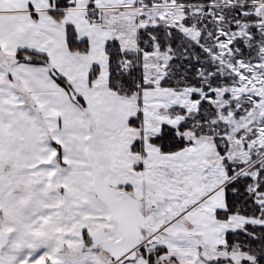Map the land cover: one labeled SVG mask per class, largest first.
<instances>
[{"label": "crops", "instance_id": "crops-1", "mask_svg": "<svg viewBox=\"0 0 264 264\" xmlns=\"http://www.w3.org/2000/svg\"><path fill=\"white\" fill-rule=\"evenodd\" d=\"M58 2L35 0L38 19L25 14L19 23L0 25V84L6 86L3 95L7 97L0 119V232L15 236L7 243L6 264L50 246V253L46 251L35 264H63L81 249L91 253L92 249L85 248L89 243L85 231L91 230L89 222L99 219L105 209L92 191L91 167L96 166L109 184L128 187L141 199L149 184L145 177L148 151H157L144 147V155L132 151L134 143L143 145V129L131 127L130 121L145 105L139 110L134 96H121L109 87L106 46L114 40L122 43L114 34L119 23L112 15L102 14L110 8H97L101 25L91 26L86 18L91 7L77 8L76 0L73 7L59 10L62 15L53 16ZM4 7L16 10L27 5L22 0H6ZM68 28H73L77 41L88 43L87 53L70 50ZM20 52L44 56L49 64L21 61ZM95 68L99 73L91 80ZM53 70L72 85L83 105L56 83ZM141 126H149L147 119ZM249 221L239 220L242 224ZM175 251L172 258L184 264H189L187 255L193 263L199 259L197 249ZM99 252L93 254L97 264H115ZM139 257L138 264H149L146 257ZM202 258L199 264H231L215 263L207 253ZM21 264H27V259Z\"/></svg>", "mask_w": 264, "mask_h": 264}, {"label": "rangeland", "instance_id": "rangeland-1", "mask_svg": "<svg viewBox=\"0 0 264 264\" xmlns=\"http://www.w3.org/2000/svg\"><path fill=\"white\" fill-rule=\"evenodd\" d=\"M163 1L77 0L76 3L77 8H110L102 14L112 15V19L119 23L114 34L128 49H124L118 40L111 42H116L124 54L132 55L122 61L121 70L127 67L130 71L129 75H122L130 77L134 69L139 70L138 91L132 96L139 110L145 105L144 111L149 115L139 112L138 128L143 129V145L139 143L136 153L141 154L142 147L157 151H148L145 177L149 184H146L145 195L136 198L141 205V214L151 220L154 229L169 224V230L167 228L159 236L160 245L145 250L148 258L145 257L148 262L149 257H153L154 264H184L172 257L175 256L173 251L185 247L200 252L195 263L192 257H185L189 264L201 263L204 253L215 263L259 264L253 250L251 257L244 254L243 246L236 245L227 250L226 235L242 231L247 225L264 227V218L232 215L221 221L218 212L225 210V187L239 177L254 181L248 192L254 195L264 211V193L256 191L258 175L264 173V0H204L207 2L200 5L176 4L170 7ZM190 16L193 24L188 27L185 21ZM156 27L176 29L202 45L216 68L214 73L231 77L235 84L208 93L194 87L167 88L170 91L166 93L161 83L170 74L174 51L171 47L162 50L155 43L151 52L139 46L141 32ZM240 43L248 47L245 55L238 47ZM214 73H202V76L209 78ZM211 93L214 98L210 97ZM193 96L199 99L195 100ZM227 98L235 105L224 113L229 106ZM201 101L209 102L217 116L194 131L180 132L181 124L197 114ZM144 118L149 126H141ZM163 125L174 129L189 146L175 154L161 153L150 141L160 135ZM216 139L220 141L216 143ZM226 163L232 165L234 178H228ZM100 206L103 210L104 205ZM104 208L102 216L91 219L88 228H102L106 236L116 238V225L108 223L109 211ZM240 218L250 221L242 224ZM164 247L170 249V254L156 257ZM156 248L161 250L155 252ZM99 251L112 261L103 248Z\"/></svg>", "mask_w": 264, "mask_h": 264}, {"label": "trees", "instance_id": "trees-1", "mask_svg": "<svg viewBox=\"0 0 264 264\" xmlns=\"http://www.w3.org/2000/svg\"><path fill=\"white\" fill-rule=\"evenodd\" d=\"M59 1V0H58ZM196 1L198 3H196ZM208 1V0H207ZM204 0H177L179 5L191 6L192 4L200 5V3L207 2ZM68 7V6H67ZM64 7L62 9H65ZM187 26L193 24V19L190 16L186 21ZM254 35L256 30L253 31ZM75 39L76 35L73 28H68V43L70 50L74 53H87L88 43H80L79 47L74 46L71 41ZM77 41V40H76ZM158 44L162 50H166L171 47L175 53V59L170 65V74L162 81L161 87L163 88H173L182 89L185 87L200 88L204 92H210L216 88L229 87L234 85V81L231 77L221 75L219 73H214L216 68L211 61L209 55L204 51L202 45L197 44L195 41L190 40L185 37L181 32L172 28H147L140 34L139 46L142 50L146 52H151L153 50V44ZM241 50V54L245 55L248 53V47L244 43L238 45ZM106 52L109 56L110 61V79L109 87L112 92H115L121 96L131 97L138 91L139 87V70L134 69L130 77H125L121 73V63L122 61L131 58L132 55L124 54L120 46L116 42H109L106 46ZM27 58L28 62L39 63V64H49L46 57L29 52L18 53V59L24 61ZM98 68L93 69L91 72V80L97 77L99 73ZM203 71V72H201ZM210 72L214 73L213 76L206 78L202 76V73L208 75ZM53 76L59 78V75L53 70ZM64 87L71 96L79 103L83 105V99L81 101L80 97H76L73 92V87L70 83L66 81ZM210 97L214 98V94L211 93ZM199 99L197 96H193ZM229 100V106L223 110L224 113H228L229 110L235 105L234 101ZM217 116V111L215 108L206 101H201L199 105V110L193 119L185 121L179 127V131L185 133L193 129H198L199 125L210 121ZM136 117V118H135ZM131 121V127H138L140 122V115L137 114ZM160 135L151 139L152 145L159 148L160 152L163 154H173L184 150L189 143L183 138H179L176 131L169 127L168 125H163ZM155 141V142H154ZM216 139V143H218ZM137 146H140L139 142H136L132 146V151L137 152ZM217 146V145H216ZM218 150L222 152V148L218 146ZM225 155V153H221ZM232 165L226 163V170L228 178H234L235 174L232 172ZM254 183L250 178H235L225 187V201L226 206L224 211L218 212L219 220H227L232 215H240L244 217L251 218H264V211L256 203L254 195L248 192L249 187ZM264 173L260 172L258 175V186L257 192L262 194L264 191ZM226 245L227 250L234 249L236 245L240 247L243 246L242 250L251 257V251L253 250L255 256H257V261L261 262L264 259V227L247 225L244 230L235 233H228L226 235ZM161 250V248H156ZM167 253V250L162 248L159 251L158 256ZM154 256V255H152ZM155 257V256H154ZM154 258L149 257V264H154Z\"/></svg>", "mask_w": 264, "mask_h": 264}, {"label": "water", "instance_id": "water-1", "mask_svg": "<svg viewBox=\"0 0 264 264\" xmlns=\"http://www.w3.org/2000/svg\"><path fill=\"white\" fill-rule=\"evenodd\" d=\"M91 171L93 174L92 190L109 211L108 223L118 226L120 239L117 241L106 239L103 230L89 231L88 238L93 248L102 247L115 263L119 261L120 264H125L121 257L131 253L128 258L136 259L139 255L141 231L143 229L155 231V229L152 228L151 221L141 214L140 203L135 198L122 190L111 187L102 178L97 167L92 166ZM3 236L4 243L7 245L9 235L3 233ZM155 242L158 243L159 238Z\"/></svg>", "mask_w": 264, "mask_h": 264}, {"label": "snow or ice", "instance_id": "snow-or-ice-1", "mask_svg": "<svg viewBox=\"0 0 264 264\" xmlns=\"http://www.w3.org/2000/svg\"><path fill=\"white\" fill-rule=\"evenodd\" d=\"M51 2V0H50ZM6 3V0H0V25L7 24V25H14L16 23L20 22V19L27 14L34 20L39 18V13L36 12V6H35V0H22V3H26L27 7L20 8L16 10H9L6 7H4ZM70 5V0H59L57 3V11H53L51 14L53 16L62 15L63 13L59 11L60 9L67 7ZM71 43L79 47L80 43L79 41H76L73 39ZM86 43V41H84ZM51 75V74H50ZM9 80L12 79L11 74H8ZM53 79L56 81L57 84L61 86L66 85V80L64 77L60 76L59 78L53 77ZM6 90V86L3 84H0V119H3V111L2 109L5 107L3 105V100L6 99L3 95V92ZM82 101V98H80ZM155 142V141H154ZM0 165H2V158H0ZM261 191H264V188L261 189ZM0 200H2V197H0ZM0 216H3V212L0 211ZM6 226L12 227V224H7ZM15 239V236H10L8 238L9 243H11ZM264 247V245H262ZM86 249H92V252L89 253L85 251V249H81L80 253L77 255H70L67 258L64 259L63 264H97V261L93 258V254L98 253V248H93V245L91 242L86 243L85 245ZM6 251H8L7 245L4 243V236L3 233L0 232V264H6L3 257L5 256ZM51 251V246L49 248H42L40 250H37L35 252H26L23 255H20L17 260L14 262V264H21L22 261L27 259V264H35L36 261H38L45 252ZM135 251V250H133ZM141 251H145L143 248ZM131 256V253H128L125 257H121V260L125 262V264H138V262L142 259V257H137L136 259H129L128 257ZM7 264H13L12 261H8ZM116 264H120L119 261L116 262ZM260 264H264V259H261Z\"/></svg>", "mask_w": 264, "mask_h": 264}, {"label": "flooded vegetation", "instance_id": "flooded-vegetation-1", "mask_svg": "<svg viewBox=\"0 0 264 264\" xmlns=\"http://www.w3.org/2000/svg\"><path fill=\"white\" fill-rule=\"evenodd\" d=\"M113 187V186H112ZM113 188H115V189H117V190H122V191H124L127 195H129V196H131V197H133V198H135L136 200H137V198H136V195L135 194H133V192L130 190V189H127V187H113ZM138 201V200H137ZM139 202V201H138ZM140 203V202H139ZM140 211H141V205H140ZM147 219V218H146ZM151 221V220H150ZM151 226H152V228H153V224H152V222H151ZM116 229H117V234H118V236L116 237V238H110V237H108V236H106L105 235V238L106 239H109V240H114V241H117V240H119L120 239V232H119V229H118V226L116 225V227H115ZM154 229V228H153ZM98 230H101V228H98L97 230H95V231H98ZM164 231H159V230H156L155 229V231H151V230H147V229H143L142 231H141V241H140V246H139V248H138V252H139V255L137 256V257H139V256H146L145 255V251H141V249L143 248L144 250H147V249H149V248H151V247H153V246H158V245H160V243H161V238L159 237L160 235H162V233H163ZM143 233H147V234H145V235H143ZM86 238L88 239V237H87V235H86ZM157 238H159V242L158 243H156L155 242V240L157 239ZM88 241L90 242V240L88 239ZM153 255V254H152ZM155 256V255H154ZM147 257V256H146ZM161 256H159V258H160ZM148 258V257H147Z\"/></svg>", "mask_w": 264, "mask_h": 264}, {"label": "built area", "instance_id": "built-area-1", "mask_svg": "<svg viewBox=\"0 0 264 264\" xmlns=\"http://www.w3.org/2000/svg\"><path fill=\"white\" fill-rule=\"evenodd\" d=\"M74 2H75V0H70V4H73ZM163 2L165 4H167V6H169V7L176 5V0H164ZM87 20L91 26L99 25L100 24L99 10H96V9L90 10L89 15L87 17ZM122 71L125 75H129V73H130V71L127 67H125Z\"/></svg>", "mask_w": 264, "mask_h": 264}]
</instances>
